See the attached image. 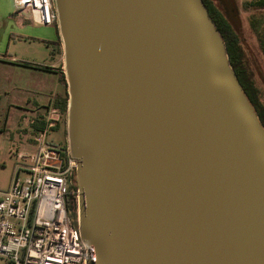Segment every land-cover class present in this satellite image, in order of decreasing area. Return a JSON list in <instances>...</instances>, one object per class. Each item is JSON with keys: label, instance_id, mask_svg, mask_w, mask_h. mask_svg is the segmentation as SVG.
I'll use <instances>...</instances> for the list:
<instances>
[{"label": "water", "instance_id": "water-1", "mask_svg": "<svg viewBox=\"0 0 264 264\" xmlns=\"http://www.w3.org/2000/svg\"><path fill=\"white\" fill-rule=\"evenodd\" d=\"M87 264H264V124L203 0H53Z\"/></svg>", "mask_w": 264, "mask_h": 264}, {"label": "built area", "instance_id": "built-area-1", "mask_svg": "<svg viewBox=\"0 0 264 264\" xmlns=\"http://www.w3.org/2000/svg\"><path fill=\"white\" fill-rule=\"evenodd\" d=\"M39 25L57 23L53 0H15ZM58 115L59 110L51 109ZM59 119L48 116L36 150L19 152L10 183L0 189V260L4 264H87V251L68 208L76 160L48 142Z\"/></svg>", "mask_w": 264, "mask_h": 264}, {"label": "rangeland", "instance_id": "rangeland-1", "mask_svg": "<svg viewBox=\"0 0 264 264\" xmlns=\"http://www.w3.org/2000/svg\"><path fill=\"white\" fill-rule=\"evenodd\" d=\"M210 1L226 16L229 15L227 6L236 8L240 42L249 67L255 74L256 82L264 92V53L260 43V32L261 30L264 32V9L246 8L244 4L249 0ZM262 35L264 37V34ZM53 48L52 43L48 44L36 38L35 58L45 65L36 64L35 68L46 69V63H49L48 54ZM41 74L42 72L38 70L30 75L0 74V189L7 188L10 183L18 153L36 150V144L30 145L28 141V137L34 133V122L41 120L45 115L57 117L59 119L57 124L47 131V140L60 147H66L68 144L67 111L65 113L59 111L58 115L52 114L53 108L36 106V102L39 101L35 102L33 99L37 95L34 94L36 92L34 88H39V81L44 84ZM29 94L33 96L31 95L32 99L28 103L26 101ZM74 185V181L73 184L70 183L68 200L69 213L72 219L76 220L77 189ZM0 264H4V260H0Z\"/></svg>", "mask_w": 264, "mask_h": 264}, {"label": "crops", "instance_id": "crops-1", "mask_svg": "<svg viewBox=\"0 0 264 264\" xmlns=\"http://www.w3.org/2000/svg\"><path fill=\"white\" fill-rule=\"evenodd\" d=\"M36 38L54 45L48 54L47 69L34 67L36 64L45 65L35 58ZM37 70L42 72L40 77L44 84L39 81V88H34V94L37 95L33 99L35 102L39 101L36 106L56 108L60 111L59 104L68 97V90L64 73L63 43L58 25H39L30 10L19 7L15 0H0V74L30 75ZM31 95L27 96L26 102L31 101ZM46 119L47 115L34 122V133L28 137L30 145L35 144V136Z\"/></svg>", "mask_w": 264, "mask_h": 264}, {"label": "trees", "instance_id": "trees-1", "mask_svg": "<svg viewBox=\"0 0 264 264\" xmlns=\"http://www.w3.org/2000/svg\"><path fill=\"white\" fill-rule=\"evenodd\" d=\"M206 4L212 18L214 19L217 27L219 28L221 34L223 35L226 45L227 51L229 54V58L233 68L235 69L240 82L243 85V88L247 95L249 96L252 103L255 105L257 112L264 124V92L258 86L256 82L255 74H253L252 69L249 67L248 61L246 60L245 53L243 51L240 36H239V24L237 22V11L236 8H231L227 6V10L229 15L226 16L216 5H214L210 0H203ZM244 6L246 8H255V9H264V0H249L246 1ZM253 21V18H252ZM57 24V23H55ZM254 25V22H253ZM264 30V27H263ZM264 32H260V43L264 53ZM46 69L49 67H45ZM64 78V74H63ZM67 103L68 97L65 98L62 103L59 104V109L62 113L67 111ZM46 121L39 128L43 130L45 128ZM74 182L76 187V175H74ZM68 208H69V200H68ZM76 203H75V218H76Z\"/></svg>", "mask_w": 264, "mask_h": 264}]
</instances>
